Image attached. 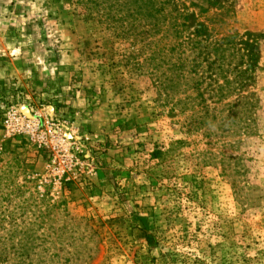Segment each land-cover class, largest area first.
<instances>
[{
    "label": "rangeland",
    "instance_id": "374dc122",
    "mask_svg": "<svg viewBox=\"0 0 264 264\" xmlns=\"http://www.w3.org/2000/svg\"><path fill=\"white\" fill-rule=\"evenodd\" d=\"M147 3L0 0V264H264V0Z\"/></svg>",
    "mask_w": 264,
    "mask_h": 264
},
{
    "label": "trees",
    "instance_id": "16d2710c",
    "mask_svg": "<svg viewBox=\"0 0 264 264\" xmlns=\"http://www.w3.org/2000/svg\"><path fill=\"white\" fill-rule=\"evenodd\" d=\"M98 1L103 3L104 8L110 7L112 5H116V6L121 5V3L124 2V0H98ZM140 2H141L142 7H141V10L139 11V13H141L144 16H147L148 15L147 11L143 9L144 6L148 5L147 0H140ZM152 8H154L156 12H160V9L158 7H154V5H153ZM159 18H160V15H159Z\"/></svg>",
    "mask_w": 264,
    "mask_h": 264
}]
</instances>
